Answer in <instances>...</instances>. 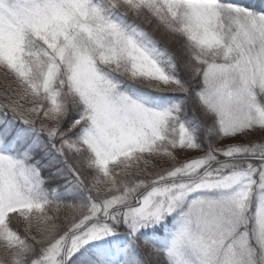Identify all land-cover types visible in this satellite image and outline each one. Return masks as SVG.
<instances>
[{
  "label": "snow or ice",
  "instance_id": "6c2138e0",
  "mask_svg": "<svg viewBox=\"0 0 264 264\" xmlns=\"http://www.w3.org/2000/svg\"><path fill=\"white\" fill-rule=\"evenodd\" d=\"M0 264H264V0H0Z\"/></svg>",
  "mask_w": 264,
  "mask_h": 264
},
{
  "label": "trees",
  "instance_id": "16d2710c",
  "mask_svg": "<svg viewBox=\"0 0 264 264\" xmlns=\"http://www.w3.org/2000/svg\"><path fill=\"white\" fill-rule=\"evenodd\" d=\"M244 3L246 4H251L253 6H256V7H259L260 6V3H261V0H244ZM47 172H45V176H47Z\"/></svg>",
  "mask_w": 264,
  "mask_h": 264
},
{
  "label": "rangeland",
  "instance_id": "374dc122",
  "mask_svg": "<svg viewBox=\"0 0 264 264\" xmlns=\"http://www.w3.org/2000/svg\"><path fill=\"white\" fill-rule=\"evenodd\" d=\"M181 155H183V154H181ZM149 170L151 171L152 169H151V168H149Z\"/></svg>",
  "mask_w": 264,
  "mask_h": 264
}]
</instances>
